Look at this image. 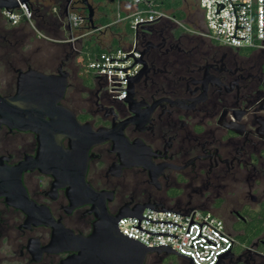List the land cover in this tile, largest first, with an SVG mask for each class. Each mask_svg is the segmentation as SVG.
<instances>
[{"label":"flooded vegetation","instance_id":"obj_1","mask_svg":"<svg viewBox=\"0 0 264 264\" xmlns=\"http://www.w3.org/2000/svg\"><path fill=\"white\" fill-rule=\"evenodd\" d=\"M49 1L30 0L28 7ZM185 19L138 27L139 68L119 100L95 76H81L72 45L56 58V44L42 49L41 36L20 22L12 25L0 10V95H16L23 78L25 117L38 129L0 118V264H60L83 252L96 264H189L131 242H86L85 249L68 250L71 235L90 237L102 200L108 216L143 206L208 211L236 240L219 264H264V50L224 46L198 32L200 16V26ZM32 72L52 77L55 85L56 74L65 75L58 104L83 130L111 133L88 149L84 183L97 193L91 202L80 203L82 192L68 194L67 185L79 178L59 164L60 133L44 128L43 104L56 91L44 97ZM69 140L60 138L64 149ZM21 165L32 208L2 194L15 192L7 184ZM252 221L262 235L246 244L236 233Z\"/></svg>","mask_w":264,"mask_h":264},{"label":"built area","instance_id":"obj_2","mask_svg":"<svg viewBox=\"0 0 264 264\" xmlns=\"http://www.w3.org/2000/svg\"><path fill=\"white\" fill-rule=\"evenodd\" d=\"M124 1L135 5V9L122 16L120 5ZM116 2L113 23L127 22L132 33L129 44L100 53L89 62L88 68L112 96L122 100L139 68L135 39L138 27L158 19L178 20L152 7L148 0ZM71 4L72 0H68L66 16L68 27L75 30L83 18L70 9ZM197 5L202 25L200 34L231 48L264 50V0H197ZM2 12L12 25L19 23L21 16L31 17L24 4L10 13L4 9ZM104 28L100 26L96 30ZM117 228L123 236L145 247L169 248L192 264H219L236 244L221 219L198 209L179 212L145 208L140 216L120 217Z\"/></svg>","mask_w":264,"mask_h":264},{"label":"water","instance_id":"obj_3","mask_svg":"<svg viewBox=\"0 0 264 264\" xmlns=\"http://www.w3.org/2000/svg\"><path fill=\"white\" fill-rule=\"evenodd\" d=\"M30 0H0V10H7L9 13L15 9H18L20 4H24L28 9V3ZM81 4L86 7L87 15L86 19L92 23L93 19V9L92 5L90 4L89 0H80ZM65 13H67V9H65ZM136 62H139V58H136ZM35 76V83L34 87L36 89H40L41 93H43L44 97H49L53 92L56 91V98L52 100H46L43 104L44 114L49 118L48 122H45V130H56L57 133H60L56 138V151L59 155V164L62 168L73 169L76 171L77 178H79V184H69L67 185L68 194L73 192H82L84 193L83 200L80 203H87L91 202L89 198L96 197L97 193H95L89 186L84 183V173L87 163V153L88 149L91 145L100 142L102 140H106L111 137L110 131H98L92 132L89 128H85L76 121L74 115L58 104L60 97L63 94L65 85H66V78L65 75H60V73L56 74V85L53 83L52 77L32 72ZM25 81L23 78L19 77L17 80V93L13 97H3L0 95V118L3 122H7L9 118H13L14 125L18 128H32L33 130L37 129V121L32 118H26L25 115L27 114L26 105L22 102V98H24L22 93V88L25 85ZM42 95V94H41ZM11 109V111H10ZM33 125V126H32ZM84 131L81 133L80 131ZM67 137L69 140V149H64L60 143V138ZM73 137H84L83 141H73ZM24 167L18 166L13 169V176L12 182L8 183L7 186L12 187L15 192L4 189L3 195L7 197L10 203L20 208L24 207H33V204L28 200L26 192L21 183V172ZM75 173V172H74ZM65 186V185H62ZM83 189V190H82ZM16 193V194H15ZM19 194V195H18ZM145 208H150L143 206L140 209L131 212V213H117L114 216H108L107 209L105 205V201L102 200L101 203L98 205L97 212H96V221L93 223V230L92 234L87 240L81 239L77 236H70V244L67 247L68 250H77L85 249L84 245L87 242H131L134 243L135 246L139 247L143 251L145 249H158V248H148L143 246L142 244L131 240L125 236H123L117 228V221L120 217L123 216H140L141 213ZM165 251L172 252L180 256L175 251H172L169 248H160ZM84 251V250H83ZM81 253L78 256L68 257L67 259L63 260L60 264H96L89 257L85 254ZM230 252H227L224 256H229ZM142 258L138 261L141 263ZM189 264H192L190 261Z\"/></svg>","mask_w":264,"mask_h":264},{"label":"trees","instance_id":"obj_4","mask_svg":"<svg viewBox=\"0 0 264 264\" xmlns=\"http://www.w3.org/2000/svg\"><path fill=\"white\" fill-rule=\"evenodd\" d=\"M67 2L68 0H50L49 3L39 2L33 7H28L31 13L30 19L21 16L19 22L32 30L35 35L42 37L45 42L42 49H48L51 47V44H56V58L62 56L69 49V46L72 45L75 49V62L79 66L80 72H89V75H93L88 68L89 62L102 52L123 47L121 46V40H130L132 33L130 29L123 26L125 22L113 23L117 12L116 0H94L97 12L93 16L92 23L86 19V7L83 5L78 6L82 12L80 15L83 18V22L75 30L70 29L65 13ZM148 2L152 7L168 13L176 20H183L186 16L185 12L181 9L183 0H148ZM74 3L80 4L81 2L74 1ZM142 6L145 7V5H140V7ZM121 15L125 14L121 13ZM100 26H105V28L96 30V27ZM81 29L84 30V34L71 40L74 37L73 31ZM104 30H109L115 35L111 40L110 48H106L97 37ZM84 78L88 81V77L85 76ZM261 235V228H258L253 221L246 229L236 233V237L246 244H251ZM262 250L264 251V248Z\"/></svg>","mask_w":264,"mask_h":264},{"label":"rangeland","instance_id":"obj_5","mask_svg":"<svg viewBox=\"0 0 264 264\" xmlns=\"http://www.w3.org/2000/svg\"><path fill=\"white\" fill-rule=\"evenodd\" d=\"M74 1H79V3H80V0H73L72 4L70 5V9H73V10H75L78 13L81 14L82 12L78 8V6H81L82 4L81 3L80 4H75ZM93 1L94 0H89L90 4L92 5L93 16H94L95 13L97 12V10H96V4ZM121 5H120V10L123 9ZM181 9L185 12V15H186L185 21L187 23H189L190 25H194V26H200V24H199L200 11L197 8V4H196V1L195 0H183ZM123 26L124 27L126 26L129 29L127 22ZM83 32H84L83 29L77 30V31H73L74 38L79 37V35H81V34L83 35L84 34ZM122 32H123V30H122ZM97 37L99 38V41H101L104 44V46L106 48L107 47L110 48L111 40H112L113 37H115V35L113 33H111L109 30H104L101 33H99L97 35ZM128 44H129V39L128 40H125V41L124 40H121V46H124L125 47ZM73 53L75 54V50L73 51ZM83 72L84 71H81L80 72L82 77L83 76L84 77L86 76L88 78H92V75L91 74L89 75V72H86V73L85 72L83 73Z\"/></svg>","mask_w":264,"mask_h":264},{"label":"crops","instance_id":"obj_6","mask_svg":"<svg viewBox=\"0 0 264 264\" xmlns=\"http://www.w3.org/2000/svg\"><path fill=\"white\" fill-rule=\"evenodd\" d=\"M122 5V10H121V12L122 13H125V12H129V11H132V10H134L135 9V5H133L132 3H130V2H127V1H124V2H122L121 3Z\"/></svg>","mask_w":264,"mask_h":264}]
</instances>
